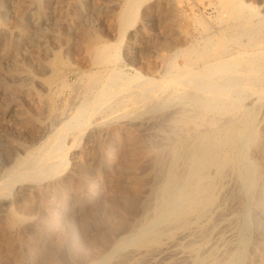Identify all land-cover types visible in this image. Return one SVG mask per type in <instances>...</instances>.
Listing matches in <instances>:
<instances>
[{"label": "bare ground", "instance_id": "1", "mask_svg": "<svg viewBox=\"0 0 264 264\" xmlns=\"http://www.w3.org/2000/svg\"><path fill=\"white\" fill-rule=\"evenodd\" d=\"M52 1L0 0L1 21L9 11L16 15L15 27L0 23V125L19 121L18 132L27 138L14 145L21 155L0 138V158H11L0 164V197L13 193L17 203L26 201L23 213L12 210L1 218L2 243L11 244L8 250L24 246L25 223L35 207L22 183H33L47 211L70 191L76 204L84 192L93 198L103 174L114 170L108 153L135 132L148 138L128 137L132 160L120 172L129 185L113 198L115 210L134 212L132 222L124 219V235L90 264H264V222H247L251 206L264 210V12L247 0L208 2L209 18L196 20L198 37L188 46L174 36L181 32L173 18L175 0H116L112 41L91 40L75 58L79 68L65 72L57 57L69 52L68 42L56 49L51 43L66 40L89 13L83 1L65 0L67 35L54 33L60 26L49 23ZM130 66L132 74L125 69ZM23 105L24 113L6 111ZM141 164L152 183L145 188ZM234 179L232 189L247 204L229 211L223 197ZM225 214L229 222L221 231L218 219ZM44 225L28 226L36 233L27 244L30 254L38 251L36 239L53 228ZM11 253L3 264L30 258ZM167 255L171 262L162 263Z\"/></svg>", "mask_w": 264, "mask_h": 264}, {"label": "rangeland", "instance_id": "2", "mask_svg": "<svg viewBox=\"0 0 264 264\" xmlns=\"http://www.w3.org/2000/svg\"><path fill=\"white\" fill-rule=\"evenodd\" d=\"M58 1H59V3H58ZM80 1L81 2L83 1L82 2L83 6H85V3L87 5V6L84 7V10L89 13L88 16H89L90 22H88V20H89L88 19L86 23L82 22L81 26L80 25L76 26L77 27L76 28L77 31H74L73 33H68V36H66V37L69 38V41H67L68 38L67 39L65 38L66 39V40H64L65 42L64 41L61 42L60 41L61 39H59V41H60L59 43L58 42L56 43L55 40H54V42L52 41V43H51V44H53L52 47H54L56 49L55 46L57 44L58 45L60 43H64L65 44L66 42H68L67 45L69 46L68 48H69V52L70 53L67 52V50H63L62 49L63 53L59 54V56L57 57L58 58V63H57L58 68L60 70H62V71H65V72L69 71V70L70 71H74V70H77L79 68V65H81L82 63L79 60H75V58L76 57L80 58L81 56L79 57L78 55L79 54L83 55L85 53V52L84 53H82V52L84 50H86V48H87V46H88V44H89V42L91 40L95 41V40H99L100 39L101 41H105V40L106 41H112L111 39H113V37L111 36L112 34H111V31H110V28H111V20H112L111 17L117 11L116 10L117 9L116 0H80ZM213 1L214 0H212V1H208V0H175L176 4H178V5H176L177 7L174 8V9H176V10H174L175 13L173 11L174 14L173 13L172 14H173V18L175 19L174 22L176 21V23L178 24L177 28H179V30L181 31L180 32L181 36L179 35L180 33L174 34V36H179L180 40L182 42L185 41L184 42L185 45H188L189 43H190L189 45H192L193 44L192 41H194L198 37V35L196 34L197 30H195L197 28V26L195 27V25H196L195 22H196V20L198 21L199 19H203L204 20V18H205V20H206L207 18H209V17H207L208 16V12H209V10H208L209 7L206 6V4H208V2H209V3H211L212 6H215V1L214 2ZM247 1L251 5L256 6L260 12H264V9L261 8L262 6H264V0H247ZM52 3L55 4V7H57V8L59 7V8L58 9L57 8L54 9L55 7L52 4L51 8L53 9V12L51 11L52 12L51 13L52 16L50 15V17H51L50 21H52V22L49 21L50 26H52V25L60 26L58 29H60L61 31L60 30L58 31V29H56L57 28L56 26L55 27L52 26L54 28H52V27L51 28H52L53 31H54V29H55V31L57 30L56 33H59V34L65 33L67 35L66 29L63 28L65 26V24H64L65 18H63V17H65V14H67V12L65 10V9H67L66 6L68 5L67 1H65V0H55V1H52ZM63 4L64 5L66 4V5L64 6ZM87 8H88V10H87ZM261 9H262V11H261ZM98 10H99V12H98ZM13 12L14 11H9L8 12V15L6 17L7 21L6 20H2V21L0 20L1 25H4V26L8 25L6 27H11L10 24H12L13 27H15L14 25L16 23L15 24H13V23L16 21V19H15L16 15H15V12H14V14H13ZM58 13L60 14L62 22L60 21V17H59ZM54 18H56L57 20L54 19ZM0 19H4V18H0ZM191 19H192V21H191ZM55 21H56V23H55ZM193 21H194V23H193ZM83 23L86 26L85 25L83 26ZM212 23L214 25V22H212ZM186 25L189 26L190 28L187 27ZM193 25H194L195 29L192 27ZM90 29L92 31L88 32V31H90ZM62 30H64V32ZM94 30L97 31V32L95 33ZM193 30H195V34H194ZM55 31H54V33H55ZM87 32L91 33V34L88 35ZM159 33H160L161 37H166L165 34H161V30L159 31ZM79 34H81V35H79ZM94 34H96V35H94ZM74 35H75V37H74ZM82 35L85 38H81L80 39V36L82 37ZM92 35L95 37V39H93L94 37ZM194 35L195 36L197 35V37H195ZM87 36H89L91 39L89 37H87ZM70 37H72V38H70ZM87 38H89V39H87ZM104 38H106V39H104ZM75 41H77L79 43L80 42L82 43L84 41H86V42H84L82 45L78 43L79 44L78 45V44H76L77 42H75ZM71 42H73V44ZM69 44L70 45L72 44L73 46L72 45L70 46ZM76 46H78V47L76 48ZM73 50H75V51H73ZM71 52H72L73 55L71 54ZM63 54H64V56H63ZM79 62H80V64H79ZM77 63H78V65H77ZM84 66L85 65L83 64V66H82L83 70H84ZM130 68H131V66L127 67L125 69L131 74L134 73L133 69L132 68L130 69ZM36 89H38V87ZM38 90H40V88ZM1 104L2 103L0 102V105ZM24 106H26V105H23V107L11 106V107H8L9 109L7 108L6 111H8L10 109H11L10 111H13V110L21 111V109L23 108L21 113H24V110H25ZM27 108L30 109L31 107H27ZM3 109H5V108H3ZM59 117H61V116H58V118ZM16 122L15 121L14 122H10V123L6 122V123L0 125V129H1L0 130V134H1L0 138L4 137V138H6L5 140H7L6 142L9 141V143H7V144H9V148L10 147L12 148V149H10L11 152H13L14 149H15V151L13 153H19V152L16 151V146H14V145H17L16 144L17 142H23V143L27 142L26 136L24 134H20L21 133L20 132L21 129L19 128V125H18L19 121L17 122V124H16ZM52 123L54 124V122H52ZM52 123H50V124H52ZM50 124H48V125L50 126ZM50 127L55 129L54 125L50 126ZM56 127L58 128L59 125H56ZM16 130H17V132H16ZM12 134H14V136ZM133 134L134 135L136 134L135 137L133 136ZM137 135H139V134H137L135 132H131L130 136L129 135L128 136L123 135L122 136L123 137L122 138V142L123 143L120 145V147H118V148L113 147L114 150L112 149L110 151L111 154L108 153L109 154L108 156L110 157L109 159L111 160L110 162L112 164V169H114V170L106 172V173L103 174V177H102L103 179L102 178H101L102 180L100 179V182L101 181L102 182L101 183L99 182V185L100 184L101 185L98 186L97 192H96V194H95V196L93 198H89V199L85 198L86 197L85 196L86 193L84 192L82 197H81L82 199L76 204V203H74V201L72 199V195H71L72 192L70 191V192H68V198H67V200L64 203H59L57 201L58 203L57 202L54 203L53 204L54 206H52V204H51V206L48 207V211H47V209L45 210V209L42 208L43 206L41 204H44L43 200L41 198L37 199L38 196L37 195L35 196V194H34V192H35L34 188L35 187L33 186V183H29V182L22 183L21 186H22L23 190H25L26 192L32 194L31 198L27 201V203H29L30 201L32 202V203L30 202V204H32V206L35 207V212L32 213L30 216H28V220H27L28 222L25 223V226H26L28 231L25 229L26 232L24 231V238L22 237V239L24 240L23 241V244H24L23 247L22 246H18L17 244H15L14 247L16 246V249L12 250L13 249V247H12L11 248L12 251L10 250V248L8 250V247L11 244L10 245L7 244L8 246H6L5 243L4 244L2 243V240H1V237H0V258H1L0 259V263L3 264L4 260L6 262L9 258H10L9 260H12V256H11L12 253L11 252H14L13 256L14 255L16 256V254H18L19 252H21V254H26V255L30 254V247L29 246L31 245V242L35 238V234L36 233L33 230L28 229L29 228L28 226H29V224H31L32 222H35V221L40 222V225H44L45 224L44 226H48L49 225V226H52L53 228L50 230V232L48 233V235L46 237H38L39 238L38 239L37 236H36V238H37L36 239V243L38 245L37 244H35V245H36V247L38 246L40 249L37 247L38 251L35 252L34 254H30L29 255L30 258H28L25 261V264H90V263H95V262L97 263L98 261H101L103 258H105L108 255L109 251H111L110 246L113 245L116 241H118V239L121 238L122 235H124V230H122V229H124L123 226L125 225L124 221L125 220H126V222L128 221L127 223L132 222L131 219L133 217L134 212L131 211L129 215H125L121 211L115 210L116 208H115V204L113 203V198L120 191H122L123 188L127 187L126 185L129 183L128 179L121 174V172H120L121 169L120 168H122L123 166L128 164L129 163L128 162L129 159H130L129 161L132 160V157L130 158L131 155L126 152V150L128 151V149H127L128 148L127 147L128 143L127 142H129V140H130L129 138H131V137H134V139H136L137 137L139 138V136L140 137L142 136V135H139V136H137ZM10 136H13V137H10ZM146 137H144V135L141 137V139L143 138L142 139L143 142H146V139L148 138V137L147 138ZM16 140H18V141L16 142ZM148 140H150V138ZM12 143H14V144H12ZM124 147L126 149H124ZM19 154L21 155L22 153H19ZM123 154H125V155H123ZM126 156H127V158H126ZM1 157H3V158H0V164H3L5 162L11 160V158L9 159L7 157V155L6 156L2 155ZM68 160L70 161V159H68ZM126 161H127V163H125ZM144 165L146 167V164H141L140 167L142 168ZM145 167H143V169L139 168V169H141V170H139L140 171L139 172L140 173L139 177L141 178V182L140 183H142L143 180H144V182H143L144 184L146 182L145 185H142L143 183L142 184L139 183L140 187H143V188H145L144 186H146V185H147L146 187L150 186V183H151L150 179L147 180L148 176H145V174H144L145 169H147V167L146 168ZM5 168L8 169V167H5ZM68 169H69V166H68ZM117 169H119V171H117ZM67 172H68V170L65 171L64 173H67ZM118 172L120 173V175H119ZM149 180H150V182H149ZM48 181H49V179H48ZM53 181H56V180H50L51 183H54ZM231 181L233 182V184H232V182L228 183V185L226 186V188L228 189V191H226L227 195H224V197H223V200H224L223 201V209L229 210V211L232 210L231 208H235L237 205L240 206V205H243L244 203H246V201L244 199H242V198H240L238 200V197L236 195L237 194L236 189H232V188H235L233 186L236 185V184H234L236 181H235V179L231 180ZM50 182H47V183H50ZM230 186H232V187H230ZM229 190H230V192H229ZM31 191H33V192H31ZM5 194H7V193H5ZM31 194H29V195H31ZM69 196H70V198H69ZM3 197L4 196L0 197V220H1L2 217H5L9 211H12V210L13 211L17 210V212L21 211V213H23L22 212V210H23V208H22L23 206L22 205H23V203L26 204L25 203L26 201H22V202H18L17 203L16 202V197L14 196L13 193H12V195L11 194H7V196H5L4 198ZM232 197H233V199H232ZM221 198H222V196H221ZM40 199H41L42 202L39 201ZM224 202H225V204H224ZM238 202H239V204H238ZM236 203H237V205H235ZM19 205L21 206L22 209H20ZM40 206H41V208H40ZM248 210H249L248 211L249 213L247 214V216H248L247 217V222L249 221V223L251 222V225L255 224V226H256V223H257V218H258V221H260V223L264 222V210L256 209L255 207H252V206ZM39 213H40V215H39ZM57 213H59V214H57ZM52 215H53L54 219L51 217ZM225 215H226L225 217H224V215L221 217L222 218L221 220H220V218L218 219V222H220V224H221V226H219V228L225 226L226 223L229 222V218H228L229 215H227V214H225ZM122 216L124 218H122ZM129 218H130V220H129ZM40 220L41 221L43 220L42 223H41ZM222 220H223V222H222ZM123 222H124V224H123ZM262 225H264V223H262ZM261 230H264V229H262V227H261ZM221 231H222V228H221ZM56 234H58V235H56ZM25 235H27V236H25ZM225 236L227 237V239L229 238L228 237L229 236L228 233H226ZM214 238H211V241H214ZM96 240H98V241H96ZM103 241H106V242L103 243ZM109 242H111V243L114 242V243L113 244H111V243L109 244ZM25 247H27V248H25ZM6 250L8 251L7 253L9 255L6 253ZM16 251H18V253ZM4 253H6V254L3 255ZM56 254H58V255H56ZM4 258H6V259H4ZM171 258H172V256H168L167 255V257L166 256H164V258L162 257L161 261H163L162 263H168V262H171ZM128 263H129V261H128Z\"/></svg>", "mask_w": 264, "mask_h": 264}]
</instances>
